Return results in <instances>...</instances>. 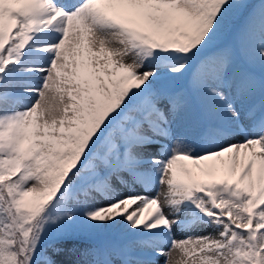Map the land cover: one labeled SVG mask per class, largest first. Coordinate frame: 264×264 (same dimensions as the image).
Wrapping results in <instances>:
<instances>
[{"label":"snow or ice","instance_id":"obj_1","mask_svg":"<svg viewBox=\"0 0 264 264\" xmlns=\"http://www.w3.org/2000/svg\"><path fill=\"white\" fill-rule=\"evenodd\" d=\"M161 257L264 264V0H0V264Z\"/></svg>","mask_w":264,"mask_h":264},{"label":"bare ground","instance_id":"obj_2","mask_svg":"<svg viewBox=\"0 0 264 264\" xmlns=\"http://www.w3.org/2000/svg\"><path fill=\"white\" fill-rule=\"evenodd\" d=\"M87 241H83V242H80V244H78V246H87ZM163 261H164V258L161 257L160 258V264H163Z\"/></svg>","mask_w":264,"mask_h":264},{"label":"rangeland","instance_id":"obj_3","mask_svg":"<svg viewBox=\"0 0 264 264\" xmlns=\"http://www.w3.org/2000/svg\"><path fill=\"white\" fill-rule=\"evenodd\" d=\"M154 194V193H153Z\"/></svg>","mask_w":264,"mask_h":264}]
</instances>
